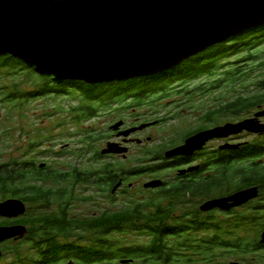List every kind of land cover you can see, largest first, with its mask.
<instances>
[{
    "label": "water",
    "instance_id": "water-1",
    "mask_svg": "<svg viewBox=\"0 0 264 264\" xmlns=\"http://www.w3.org/2000/svg\"><path fill=\"white\" fill-rule=\"evenodd\" d=\"M260 26H264V0H0V55H11L58 80L91 85L123 82L166 72ZM123 126L117 123L112 130L119 132ZM147 127L119 136L128 138ZM244 131L263 130L253 121L229 124L191 137L165 157L189 156L213 139ZM128 153L118 143L101 151L103 157ZM162 185L154 181L146 188ZM259 194L258 188H250L210 201L202 211H230ZM25 212L26 205L18 199L0 204L2 217L17 219ZM25 234L21 226L0 228V243Z\"/></svg>",
    "mask_w": 264,
    "mask_h": 264
},
{
    "label": "trees",
    "instance_id": "trees-1",
    "mask_svg": "<svg viewBox=\"0 0 264 264\" xmlns=\"http://www.w3.org/2000/svg\"><path fill=\"white\" fill-rule=\"evenodd\" d=\"M260 27L248 30L213 46L166 72L129 81L96 85L75 80H58L55 76L39 71L35 66L11 55H0V81L10 74L16 77L22 76L34 88L33 91L24 92L16 84L13 87L2 84L0 85V105L10 114L19 112L24 115L28 102L38 98L62 97L79 101L78 106L70 105L68 106L70 108L57 104L53 113H48L45 116L50 120L55 116L60 117L54 126L63 129L59 134L60 140L72 136L73 133L69 136L65 132L68 125L79 130L73 134L75 138L82 139L81 143L84 148H82V151L80 150L78 158H84V155L87 156L92 153L96 159H101V153L96 151L95 144L101 141L103 136L96 135V132L89 129L83 130L82 126L85 122L98 117L101 110L111 109L117 104H125L128 99L137 100L129 106H142V101L152 99L146 93H155L158 96L181 85L188 87V89L193 86L196 92L202 90L235 91L236 107H243V95L248 74L246 66L241 65L240 67V64L247 61L249 55L253 57L251 51L255 47L248 41L247 35L250 31H253V33H257L256 31L261 32ZM233 55L237 56L236 64L239 66L227 67L229 64L224 63L229 61ZM223 105L222 101L218 112L221 117L231 110V104ZM64 115L66 116L64 117ZM11 129L7 128L4 131L5 135L0 138L1 141L9 137L8 135L12 133ZM36 135L37 140L31 143L30 149L36 151L40 146L46 145L43 153L52 152L49 150L48 145L52 143L55 136L50 131L44 130L38 131ZM237 156L239 158H237L236 168L228 164L225 165L223 161L219 163L221 175L231 179L226 183H224L225 178L220 179V187L230 188L234 182L238 190L255 184L263 185L264 178L261 176L262 172L260 173L261 168L258 165L249 168L246 164L243 165V160L240 159L239 155ZM42 165L46 166L42 168ZM146 169L138 168L137 171ZM63 170L57 169L48 163L39 164L35 155L27 160L12 158L0 165V197L5 198L8 194H11V196L22 198L26 202L49 203L54 201V188L61 183H69L67 181L73 178L74 173H90L86 176L92 178H99L101 174L106 173L110 190L122 176L121 174L127 173L121 171L117 165L110 163L99 171L91 168L87 172H80L81 167L79 165L72 166L68 172ZM80 181L87 182V179L84 181L80 178ZM24 187H27V194L30 195L29 199L25 198L26 194L23 195ZM198 189L207 191L208 188L201 186ZM189 190L193 192L192 189ZM196 194L194 193V195ZM166 195L162 198H166ZM154 202L151 206L147 205V207L137 205L132 210L125 211L118 218L127 222L124 225L125 230H134V228L136 230L140 224L142 225V221H145L146 223L143 226L149 230L146 235L153 236L148 246L143 245L140 249H137V246L132 243L125 244L130 249L128 250L129 253L141 252L145 254L147 259L165 264H264V190L260 191L259 197L249 205L230 211L223 210L222 213L226 214L227 220L210 219L209 222L194 225V228L191 225L178 223L173 227L175 229L173 235L176 236L173 238L175 239L173 243V239H169L170 233L166 231V222L173 218L175 212L163 209L159 204L155 205ZM148 208L155 211L146 213ZM242 209H246V211L241 213ZM204 219L207 220L208 218ZM136 220H140L139 222L142 223L136 222ZM66 225L62 223V227ZM118 225H109V230L116 229ZM200 231H203V236L201 240H196L193 236ZM240 233L244 235L252 233L253 236L242 237L243 235H240Z\"/></svg>",
    "mask_w": 264,
    "mask_h": 264
},
{
    "label": "flooded vegetation",
    "instance_id": "flooded-vegetation-1",
    "mask_svg": "<svg viewBox=\"0 0 264 264\" xmlns=\"http://www.w3.org/2000/svg\"><path fill=\"white\" fill-rule=\"evenodd\" d=\"M259 30L261 32L258 33L256 31L257 33H253V31H250L247 35L248 41L255 48L253 47L254 49L251 51L253 57L248 56V64L246 65L248 80L243 95L244 106L240 108L236 107L237 98L235 91H229L227 94L225 92L226 95L221 100L220 98H213L212 106L207 108L205 114L200 118L201 124L197 129L184 134L181 140H179L181 143L173 141L170 146H166L158 154H153V162L162 163L159 167L132 172L129 173V176H127L128 173L121 174L122 176L111 190L108 186V176L106 173L101 174L99 178L86 176L90 173H80L77 174V177L81 176V180L84 179L85 181L87 179V182H81L79 180V183L74 184L72 180V182L67 181L69 183L59 184L58 187L54 188V201L49 203L39 201L26 202L22 198L11 196V194H8L5 198L0 197V204L12 199H18L26 205L25 214L17 219L0 216V228L21 226L26 229V234L23 238L16 237L0 243V264H165L151 261L141 252L129 253L128 250L130 249L127 245L119 237H116L127 231L124 228L127 222L118 219L124 212L113 216L107 208L105 210L100 209V213L87 217L82 213L75 212L77 202L79 204H89L94 199L92 196L85 198L81 196V191L78 189V186L80 187L82 184L85 187L93 188L94 196L97 194L104 199L109 198V194L111 196L118 195L120 191L123 195L127 196L129 190L134 188L133 184H130L129 181L131 176H155L165 171H171L172 175L168 180L152 177L150 182L144 184L145 192L158 196L154 202L155 205L159 204L163 209L175 212L173 218L166 222V231L170 233L169 239L171 240L176 237L173 235L175 233L173 227L178 223L191 225L194 228V225L209 222L210 219H215L218 214L222 213L223 210L221 209H214L208 212L202 211V207L208 202L229 197L250 188H258L262 192L264 190V187H262L264 184H255L238 190L234 182L230 188L225 186L221 188L220 179L225 177L221 175L219 168L221 161L225 165L228 164L236 168L237 158H239L237 155H239L240 159L243 160V165L246 164L249 168L258 165L261 168V176L264 178V26L260 27ZM233 57L236 58L237 56L233 55ZM235 63L233 62V64ZM234 67L236 66H232V68ZM219 91L221 90H202L198 91V94L199 96H210ZM184 93L189 94L190 92L187 91ZM173 94L175 92H171L170 90L158 96L155 93H146L152 99L142 101V106H129L137 101L135 99H128L125 102V104L127 103L126 105L121 103L113 106L112 109L115 108L113 111L115 113V119H119L114 125L123 122L124 126L119 132L112 130L114 125L110 127L111 137L115 140L112 143H118L128 148L129 153L132 145H143V141L137 138V135L146 132L154 126L161 125L165 121L164 118L159 117L157 104L161 103L160 99H164ZM222 101L224 103L223 106L231 104V110L221 117L218 112L219 105ZM191 102V100L189 102H183L181 104L183 108L181 109H191ZM186 105L188 107H185ZM148 106L153 108L151 116H148L150 120L148 122H145L147 119L143 121V119L138 118L133 123H129L127 119L122 118L120 115L122 108L124 110L131 108L133 111H136L137 109ZM142 121L145 123H142ZM245 121H253L263 131L259 133L244 131L227 138H216L209 141L202 150L196 151L192 155L179 156L172 159H166L165 157L168 151L185 145L187 140L197 134L229 124H241ZM146 125L149 127L132 133L128 138L119 136L124 131ZM148 141H151V138H148ZM116 156L110 155V157ZM106 157L100 155L101 159ZM122 157L124 159L127 158ZM101 159L94 157L92 160ZM192 168H197V170L180 175L181 171H188ZM73 175H76V173ZM228 180L231 181L230 178H225L224 183L228 182ZM154 181H162L163 185L157 189H147L146 185ZM201 186L207 187V191H200L198 187ZM189 189H192L193 192ZM222 191L224 192L223 194L220 193ZM194 193L197 194L194 195ZM25 194V198L29 199L30 195L29 193L27 194V187H24L23 195ZM165 194H167V197L162 198ZM137 205L147 207V205L151 206L152 202L138 203ZM33 206L42 209L43 214L37 215L34 213L30 215ZM179 209L186 211L177 216L176 211ZM204 218L208 219L205 220ZM139 221L136 220V222ZM142 222L139 223L145 225L146 222ZM62 223L67 225L62 227ZM115 224H119L118 227L116 226V229L109 230V225ZM136 230L140 231V226ZM142 232L141 234H145L149 230L143 226ZM200 232L203 233V231ZM146 236L150 239L153 238L151 235ZM136 246L137 249L143 247ZM144 246H148V244ZM9 254H12V261L6 259Z\"/></svg>",
    "mask_w": 264,
    "mask_h": 264
},
{
    "label": "rangeland",
    "instance_id": "rangeland-1",
    "mask_svg": "<svg viewBox=\"0 0 264 264\" xmlns=\"http://www.w3.org/2000/svg\"><path fill=\"white\" fill-rule=\"evenodd\" d=\"M235 61L237 62V57H232L224 64H229L227 67L239 66L235 63ZM233 62L235 64H233ZM247 64V61H244L240 64V67L241 65L246 66ZM2 84L9 85L10 87H13L16 84L19 86V89L24 92L34 90L32 84L26 81V79L22 76L16 77L11 74L7 75L5 79L0 81V85ZM188 90L190 92L189 94L184 93ZM194 90L193 86L188 89V87L180 85L176 89L174 88L170 90L171 92H175V94L169 95L164 99H160L161 103L157 104L158 113L160 115L159 117L164 118L165 121L161 125L154 126L146 132L137 135V138L143 141V145H132L131 151L127 155L126 159L117 155L116 157L107 156L101 160H92L95 157L92 153L87 156L84 155V158H78L80 150L82 151L84 148L81 143L82 139L75 138L73 135L79 130L77 128L75 129L71 125H68L65 128V132H67L69 136L73 133L72 136L70 138L60 140L59 134L63 129L54 127L60 117L55 116L52 120H50L45 115L53 113L57 104H61L65 107L70 105H74L76 107L80 104L79 101H72L69 98L62 97L38 98L28 102L25 107L26 113L24 115L19 112L10 114L9 111L0 105V138L5 135L4 131L7 130V128H12V133L8 135L9 137L2 139V141L0 139V165L10 161L12 158L27 160L35 155L37 156L39 164L48 163L57 169H64L63 171H69L72 166L76 165L81 167L80 172H87L91 168L95 171H99L110 163L117 165L121 171L127 172V176H129V173L137 171L138 168L159 167L162 163L153 162V154H158L160 150L166 146H170L173 141L180 142L179 140H181L184 134L197 129L201 124L200 118L205 114L207 108L212 106L214 100L213 98H220L221 100L227 94L226 90H221L215 94H211L210 96H199L198 92H194ZM223 91L226 92V94ZM189 100L192 101V108L187 110H185V108L181 109L183 108V105L181 104L185 101L189 102ZM185 107L188 106L186 105ZM114 110L115 108L101 110L98 118L87 121L82 126L83 130L89 129L96 132V135L100 134L103 136L101 137V141H98L95 144L96 151H99L100 153L108 147L109 143L115 141L111 137L110 127L118 122L119 119H115V113H113ZM152 111L153 108L150 106L137 109L136 111H133L131 108L127 110L122 108L120 115L122 118L127 119L129 123H133V121L138 118L143 119V121L147 119L145 122H148L150 121L148 116H151ZM65 116L66 115H64V117ZM143 121L142 123H145ZM40 130L50 131V133L55 136L52 143L48 145L49 150L52 151L48 154L43 153L46 145L40 146L36 151H32L30 149L31 143L37 140L36 134ZM148 138H151V141H148ZM62 163L64 167H62ZM171 175V171H165L163 173H159L158 175L156 174V177L153 175L131 176L129 181L130 184H133L134 188L129 190L127 196L123 195L120 191L118 195L116 194L111 196V194H109V198L106 199L99 197L97 194L94 196L93 188L85 187L82 184L80 187L78 186V189L81 191V196L84 198L92 196L94 199L92 203L89 204H79L77 202L75 205V212L82 213L87 217L100 213V209L105 210L108 208V211L111 212L110 214L115 216L116 214L127 210H132L134 207H137L138 203L154 202L158 196L153 193L145 192L144 184L150 182L152 177L168 180ZM80 178L81 176L77 177L76 174L69 181L72 182L73 180L75 184L79 182ZM220 193L223 194L224 192L222 191ZM32 208L33 209L31 210L30 215H33L34 213L37 215L43 214V211H41L42 209L35 208V206ZM146 211V213H152L155 210L149 208L146 209ZM184 211L180 209L176 211L177 216L181 215ZM245 211L246 209H242L240 212L244 213ZM216 219L224 221L227 220V216L222 213L219 214ZM139 226L141 228L140 231L135 230V228L134 230L129 229L125 233L116 237H119L124 244L132 243L133 245L138 246L147 245L151 239L146 236L147 233L141 234L143 233V225L140 224ZM240 235H243L242 237L253 236L252 233L245 235L240 233ZM202 236L203 234L200 232L194 234L193 237L196 238V240H201ZM173 242H175V239H173L172 243ZM6 259L12 261V254H9Z\"/></svg>",
    "mask_w": 264,
    "mask_h": 264
}]
</instances>
